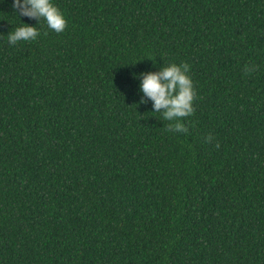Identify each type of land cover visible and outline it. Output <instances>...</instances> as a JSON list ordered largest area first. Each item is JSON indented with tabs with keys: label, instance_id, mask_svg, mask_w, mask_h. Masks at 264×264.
<instances>
[{
	"label": "trees",
	"instance_id": "1",
	"mask_svg": "<svg viewBox=\"0 0 264 264\" xmlns=\"http://www.w3.org/2000/svg\"><path fill=\"white\" fill-rule=\"evenodd\" d=\"M53 3L11 44L0 0V264H264V0ZM169 63L179 132L137 78Z\"/></svg>",
	"mask_w": 264,
	"mask_h": 264
},
{
	"label": "clouds",
	"instance_id": "2",
	"mask_svg": "<svg viewBox=\"0 0 264 264\" xmlns=\"http://www.w3.org/2000/svg\"><path fill=\"white\" fill-rule=\"evenodd\" d=\"M15 14L21 17L43 19L48 27L59 33L64 31L67 21L63 13L53 3V0H11ZM39 35L37 26L24 23L8 32L7 39L11 44L18 41L35 40ZM190 66L187 63H169L159 72L140 73V90L144 97L153 102V113H161L165 120L171 121L169 129L184 131L183 117L190 116L196 97L194 82L189 75ZM140 103H146L141 100ZM211 136L208 140H211ZM218 146V145H217Z\"/></svg>",
	"mask_w": 264,
	"mask_h": 264
}]
</instances>
